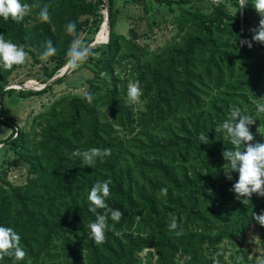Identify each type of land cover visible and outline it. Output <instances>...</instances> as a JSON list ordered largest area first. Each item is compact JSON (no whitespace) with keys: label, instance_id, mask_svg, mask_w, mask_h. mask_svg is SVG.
Here are the masks:
<instances>
[{"label":"trees","instance_id":"obj_1","mask_svg":"<svg viewBox=\"0 0 264 264\" xmlns=\"http://www.w3.org/2000/svg\"><path fill=\"white\" fill-rule=\"evenodd\" d=\"M22 2L29 5L22 19L0 18V36L27 53L23 64L0 67V125L11 130L0 141V224L19 234L25 256H0V264H225L222 243L254 231L261 258L240 243L232 264H264V219L253 216L264 212V196L238 199L231 191L237 174L226 178L221 155L234 149L221 127L230 109L253 117V138L264 126V112L256 111L264 104V44L252 40L258 26L249 17L251 3L109 0L106 21L105 0ZM127 3L141 9L138 19L149 29L170 25L171 38L150 50L138 42L146 34L117 33V16ZM45 5L46 22L38 17ZM69 21L72 34L65 31ZM103 22L108 42L79 64L92 74L80 83L92 102L85 94H61L19 128L3 97L41 96L67 84L76 69L38 91L5 90L11 75L30 62L41 70L37 86L48 83L68 65L70 42L99 32ZM49 40L56 53L44 57ZM137 80L142 94L135 110L126 89ZM204 131L208 143H200ZM94 147L110 154L90 167L73 155ZM12 168L23 171L21 183L8 180ZM105 179L111 181L106 204L122 215L119 222L106 221L104 241L97 244L87 227L95 219L87 194ZM173 218L177 227L170 229Z\"/></svg>","mask_w":264,"mask_h":264},{"label":"clouds","instance_id":"obj_2","mask_svg":"<svg viewBox=\"0 0 264 264\" xmlns=\"http://www.w3.org/2000/svg\"><path fill=\"white\" fill-rule=\"evenodd\" d=\"M251 3L253 9L260 15L259 25L252 36L253 41L264 44V0H238L239 7H244ZM238 7V8H239ZM29 12V5L23 3L22 0H0V18L8 20H20ZM38 17L41 21L46 22L49 18L48 7L45 5L40 8ZM65 31L69 34L74 33L75 24L69 21L65 25ZM247 43V42H245ZM251 47V43H247ZM56 49L52 42L46 41L45 48L42 52L44 57L55 55ZM88 55V48L79 40L70 42L67 50L68 64L75 69L80 63L84 62ZM27 53L23 45H18L10 40L0 36V67L10 69L14 65H21L26 60ZM142 94V86L140 81L130 83L126 89V95L131 103H136ZM85 100L91 103L93 95L85 93ZM257 112H264V104L256 106ZM253 117L250 115H242L238 107L230 109V118L225 120L221 127L223 128L228 141L234 146L233 150H224L222 157L228 164L225 171L226 178L231 179V173L237 174L235 182L231 185V191L238 199L249 198L253 193L258 196H264V140L259 143L252 142L253 135L249 131V125L253 123ZM206 131L199 135L200 143H208ZM14 138V137H13ZM243 149V150H242ZM110 154L107 148H89L84 152L78 150L73 151L74 156H82L84 166H89L97 159H102ZM111 181L108 179L95 182L89 189L87 200L90 202L89 211L95 213V219L91 221L87 227L90 238L97 244L104 241L105 231L108 227L106 221L110 219L113 222H119L121 211L115 208H108L106 200L110 195L109 185ZM161 194H166L167 189L161 188ZM97 209H104L103 213H98ZM254 219H264V212L260 215L253 214ZM170 229L177 227L176 220L173 218L168 224ZM19 234L9 226L0 224V256L14 255L17 261L24 258L25 252L19 246Z\"/></svg>","mask_w":264,"mask_h":264},{"label":"rangeland","instance_id":"obj_3","mask_svg":"<svg viewBox=\"0 0 264 264\" xmlns=\"http://www.w3.org/2000/svg\"><path fill=\"white\" fill-rule=\"evenodd\" d=\"M141 13H142L141 9L135 5H132L130 3L123 5L120 14L117 16V24L115 27L116 32L121 35L127 36L129 29H135L137 33L141 34V36L142 34L144 35L146 34L147 36V37H141L138 40L140 46L147 47L150 50H155L163 46L171 38L173 34L172 27L167 23H162L160 28L153 27L152 29H149L144 21H140L138 19L139 17L142 16ZM249 17L254 26L259 25V20L261 17L253 9L252 5H251V11L249 12ZM103 23L99 28V32L93 34L90 33L84 34L80 36L79 41H81L83 45H85L86 41H88L89 39H92L93 42L94 40H96L95 39L96 36L100 33L102 34L104 40L106 41L107 33L105 32V27H104L105 25H103ZM75 69L76 70L73 72L72 77L67 80V84L62 83L55 85L51 89V91L46 92L41 96H33L26 99H21L15 93H13L11 96H8L6 94L2 100L3 108L7 110L12 117L15 118L17 122V126L21 128L29 123L31 116L34 115L35 112L39 111L42 108V106L44 105L49 106L51 102L56 97H59L61 94L69 92L73 94L84 95L86 93V89L83 86H81L80 83H82L83 80L92 76V74L88 70V68L84 67L83 65H79ZM40 77H41V70L39 66H32L31 63L29 62L28 64H26L25 67L15 71L11 75L9 80H10V84H12V86L15 89H18L19 85L23 86V88L25 89L29 87L34 89V88H39V86H37L38 85L37 81L38 78ZM31 86H37V87H31ZM5 90H8L7 87L5 88ZM129 103L133 105L135 110L141 107L139 99L134 104L131 102ZM10 131L11 130L8 127L0 125V141L5 139L9 135ZM255 134L256 136L255 138H253L252 142L259 143L262 140H264V126H260V125L257 126ZM2 158L3 155L0 150V160H2ZM7 178L12 183H16V184L21 183L23 180V171H21L19 168H12L7 172ZM240 243L242 244V247L244 249L249 251L250 256H254L256 260H259L261 258V251L259 248L257 232L254 231V233H248L243 240L232 239L229 241H224L222 243L220 249L224 250L223 260L225 264L233 263V261L235 260L234 252ZM145 252L146 251H143L139 255V257L143 258L146 254Z\"/></svg>","mask_w":264,"mask_h":264},{"label":"water","instance_id":"obj_4","mask_svg":"<svg viewBox=\"0 0 264 264\" xmlns=\"http://www.w3.org/2000/svg\"><path fill=\"white\" fill-rule=\"evenodd\" d=\"M105 9H106V21H108V15H109V0H105ZM104 25V23H103ZM109 40V34L107 33L106 34V41L105 42H97L96 40H94L87 48H88V51L99 46V45H102V44H105L107 43ZM71 68V66L68 64L67 66H65V68L61 71V73L57 76H55L52 80H50L48 83L44 84V85H40L39 88H34V89H31L33 91H38V90H41L43 89L44 87L48 86L49 84L55 82L57 79H59L60 77H62L69 69ZM11 88H14L12 86V84H9L7 86V89H11ZM23 88V86L19 85V88ZM15 89V88H14Z\"/></svg>","mask_w":264,"mask_h":264},{"label":"bare ground","instance_id":"obj_5","mask_svg":"<svg viewBox=\"0 0 264 264\" xmlns=\"http://www.w3.org/2000/svg\"><path fill=\"white\" fill-rule=\"evenodd\" d=\"M95 39L97 42H100V43L105 41L101 33L98 34Z\"/></svg>","mask_w":264,"mask_h":264}]
</instances>
